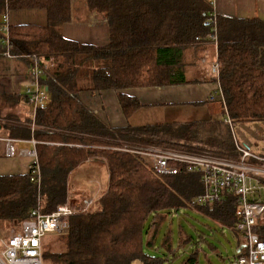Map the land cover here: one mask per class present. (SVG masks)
I'll return each instance as SVG.
<instances>
[{
	"label": "trees",
	"instance_id": "trees-1",
	"mask_svg": "<svg viewBox=\"0 0 264 264\" xmlns=\"http://www.w3.org/2000/svg\"><path fill=\"white\" fill-rule=\"evenodd\" d=\"M87 5L107 17L110 38L104 45L64 36L72 0H0V27L10 12L46 11L45 25L9 23V43H3L6 34L0 31V51L8 48L31 64L36 57L43 72L40 84L50 94L34 120L15 111L18 104L29 103L26 93L0 95V134L34 137L41 172L40 182L31 179L30 171L0 175V225L7 233L19 230L34 210L54 212L71 197L72 172L86 162H103L107 188L87 211L70 217L69 231L57 234V252L45 251L43 239V264H171L184 254L186 244L194 248L182 264H201L206 249L225 258L218 242L227 231L237 238L236 250L227 259L237 257V247L246 240L237 228V195L225 193L220 200L198 203L204 190L199 173L158 174L151 160L115 148L132 143L237 159L230 125L210 118L112 127L81 94L116 90L130 117L142 103L124 90L190 82L186 52L201 48L216 33L219 73L210 80L220 85L223 114L234 126L264 123V20L218 14L209 0H87ZM188 209L206 218L210 231L193 236L180 226L178 250L169 230L164 248L151 254L148 248L161 237L166 218ZM254 231L264 239V213Z\"/></svg>",
	"mask_w": 264,
	"mask_h": 264
},
{
	"label": "built area",
	"instance_id": "built-area-1",
	"mask_svg": "<svg viewBox=\"0 0 264 264\" xmlns=\"http://www.w3.org/2000/svg\"><path fill=\"white\" fill-rule=\"evenodd\" d=\"M215 7L216 0H209ZM8 14L3 17L0 31L6 34L4 44L9 43ZM212 41L217 43L214 33ZM0 57H15L9 49L0 51ZM33 85H28L26 94L32 107L31 118L34 120L37 109L45 103L46 94L40 84L43 74L40 62L33 57L30 67ZM212 73L218 75L219 65H212ZM213 101L214 97H210ZM234 134L235 144L239 152L237 159L223 158L211 154L209 151L196 152L174 147L143 146L124 143L116 149L145 157L152 162L153 169L158 174H178L181 171L199 173L204 190L196 198L198 203H209L220 200L225 193H233L239 197L236 211L239 219L237 228L245 235V247L240 256L234 257L229 264H264V239L254 231L257 220L264 213V156L255 153L249 146L243 144L236 137V129L231 119L226 122ZM35 128L34 123L32 124ZM4 142L5 156L14 158L17 155L30 160L29 171L31 179L40 182L41 172L38 163V141L32 137L29 140H20L8 136L0 137ZM32 143V149H17V142ZM93 199H80L74 202H65L49 214L38 209L32 211L31 217L22 221L21 228L4 237L0 232V264H43L42 241L47 234H65L70 228V217L87 211L93 204Z\"/></svg>",
	"mask_w": 264,
	"mask_h": 264
},
{
	"label": "crops",
	"instance_id": "crops-1",
	"mask_svg": "<svg viewBox=\"0 0 264 264\" xmlns=\"http://www.w3.org/2000/svg\"><path fill=\"white\" fill-rule=\"evenodd\" d=\"M215 12L239 18H261L264 20V0H216ZM77 13H82L83 15L81 19L77 17L76 22ZM72 14L73 22L68 25L65 24L63 27V34L66 38L96 45H104L109 42L110 27L104 13L90 10L84 0H72ZM8 18L10 24L34 23L45 25L47 14L43 9L22 10L8 13ZM210 53L214 55L216 62L217 44L213 41H209L199 49H190L186 52V76L190 81L186 84L130 88L123 92L136 96L140 100L142 107L137 112L146 109H154L156 111L158 108L164 106L170 107L169 110L177 107L206 106L204 112L209 115L208 119L217 118L216 115L223 113V101L217 98L218 95L221 96L219 83L210 80L215 76L212 73V66L209 68L206 65V58ZM30 67L31 63L24 58L16 56L0 57V95L7 93L25 95L27 86L33 85L34 82L31 77ZM118 93L116 90H104L95 93L83 92L81 98L107 124L112 127H124L131 124L130 119L137 112L127 117L120 104ZM212 96L214 97L213 101L210 100ZM18 105V108H21L28 117H31L32 107L28 102ZM24 106L25 110L23 109ZM180 111V114L184 116L189 110L183 111L181 109ZM171 113H174V111L172 110ZM0 137H4V135L0 134ZM24 145H31L33 147L32 143L26 141L17 142L16 144L18 150L23 148ZM4 150V142L0 140V175L29 172L30 160L27 157L17 155L14 158H8L5 156ZM90 163L86 162L81 166ZM99 163L106 167L105 163ZM77 169L72 172L71 177ZM91 180L92 176L86 177L85 175H79V177L75 178L74 183L76 185L72 186L71 198L90 197L88 195V185L90 183L87 182ZM107 185L108 170L105 189ZM104 190L102 188L99 193L101 194ZM75 194L78 196H74ZM1 230L3 231V226L0 225ZM239 247L240 245L237 249ZM221 259L226 260L227 257Z\"/></svg>",
	"mask_w": 264,
	"mask_h": 264
},
{
	"label": "rangeland",
	"instance_id": "rangeland-1",
	"mask_svg": "<svg viewBox=\"0 0 264 264\" xmlns=\"http://www.w3.org/2000/svg\"><path fill=\"white\" fill-rule=\"evenodd\" d=\"M85 4H87V0H84ZM88 6V5H87ZM79 7V5H78ZM89 8V7H88ZM91 10V9H90ZM82 13H77L76 16V22L77 17H82ZM73 16V14H72ZM71 20L67 22L66 24H71ZM75 23V22H74ZM215 63V57L212 53L206 58V65L211 68L212 64ZM46 100L45 103L49 100L50 94L48 91H46ZM218 99H221V96H217ZM19 106V105H18ZM18 106L15 108V111L18 115H20L23 118H27L25 111H23L21 108H18ZM186 107H177L172 108L169 110L170 107L164 106L161 108H158L156 111L154 109L149 110H140L135 114L133 118L130 119V122L132 125H144V124H154L157 122H172L174 120L176 121H182V122H193L197 120H205L209 118V115L204 112V109H206V106H187ZM25 106L23 107V109ZM184 108V109H183ZM189 110L186 115L183 116V114H180V110ZM25 110V109H24ZM174 111V113H171V111ZM32 111V109H31ZM8 112V110H5L4 113ZM217 118L221 119L224 122H227L229 119V116L225 113H220L216 115ZM236 129V137L238 140H240L243 144H246L251 148V150L255 153H259L264 156V123H253V124H241V125H235ZM21 149H32L31 145H24ZM79 175H85L86 177L92 176V180L88 181L87 183H90L88 195L90 197H76V198H69L67 202H74L76 200L80 199H93L96 201L100 195L99 191L105 189L106 183H107V168L100 164L99 162H91L90 164H87L85 166H81L79 169H77L72 177H71V184L73 186L76 185L74 183L75 178L79 177ZM151 219H148L146 221V226H149ZM209 221L201 216L200 214L196 213L193 210H182L179 213L174 212V217H167L166 220L163 222L161 227V237L157 239L154 246L148 248L151 254H156L159 252V249H162L163 247V237L164 235L169 231L172 230L173 238H174V249H177L180 244V235H179V229L180 226H183L185 231H187L190 234H193V236H196L197 233L200 234L201 231L204 233L209 232ZM14 230L11 229L9 232L6 233L5 229L0 232L3 233L4 237L9 236ZM55 233L47 234L45 236V251H49L51 253H55L60 249V236ZM220 246V250L223 252L224 257L232 256L236 250L237 246V238L236 236L230 232L227 231L226 237L221 235L220 243L218 242ZM164 248V247H163ZM193 246L192 244H186L184 247V254L178 255V258L172 262L171 264H182L183 257L187 258L190 254L193 253ZM179 250V248H178ZM0 251H1V244H0ZM167 251V249H166ZM201 264H207L208 261L206 257H209L211 259V264H229L230 260H222L221 257L218 255L211 253L210 249H206V252H201ZM49 264V262H47ZM132 264H140L138 260H135L132 262Z\"/></svg>",
	"mask_w": 264,
	"mask_h": 264
},
{
	"label": "water",
	"instance_id": "water-1",
	"mask_svg": "<svg viewBox=\"0 0 264 264\" xmlns=\"http://www.w3.org/2000/svg\"><path fill=\"white\" fill-rule=\"evenodd\" d=\"M245 247V244L243 243L242 245H240V247L237 249V254L238 256H240L242 254V249Z\"/></svg>",
	"mask_w": 264,
	"mask_h": 264
}]
</instances>
